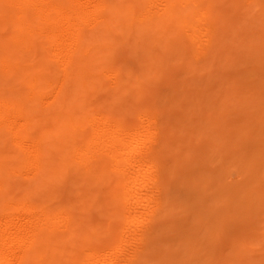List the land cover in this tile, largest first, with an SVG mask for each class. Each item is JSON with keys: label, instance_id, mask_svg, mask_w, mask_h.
Returning a JSON list of instances; mask_svg holds the SVG:
<instances>
[{"label": "bare ground", "instance_id": "bare-ground-1", "mask_svg": "<svg viewBox=\"0 0 264 264\" xmlns=\"http://www.w3.org/2000/svg\"><path fill=\"white\" fill-rule=\"evenodd\" d=\"M261 230L264 0H0V264H247Z\"/></svg>", "mask_w": 264, "mask_h": 264}, {"label": "rangeland", "instance_id": "rangeland-1", "mask_svg": "<svg viewBox=\"0 0 264 264\" xmlns=\"http://www.w3.org/2000/svg\"><path fill=\"white\" fill-rule=\"evenodd\" d=\"M230 69V68H229ZM228 70L227 68L223 69V71ZM167 92V84L164 83L163 80H160L158 82V86L156 88V92L151 91L150 92V96L152 97H156V94H165ZM157 142V135L155 137V139L153 141H151V143H149V145L151 144V146L156 145ZM161 169H158L156 171L157 176H159ZM172 183V182H170ZM169 183V184H170ZM221 204H224L223 201H221ZM158 223L157 218H154V216H152V219L150 217V219L147 220V222H143L144 227L142 225V223L140 224L141 228L143 227L144 230H151L154 226H156ZM146 225V226H145ZM148 227V228H147ZM151 227V228H149ZM245 225L243 224H232V229L235 231L234 233L236 234L238 240L240 237H238L243 231ZM257 240L250 242V241H245L244 244L242 245V250L244 252V255L241 256L240 261H245L244 263L247 264H264V248H262V246H264V230L258 231L257 232ZM146 243V239H144L140 244H145Z\"/></svg>", "mask_w": 264, "mask_h": 264}]
</instances>
